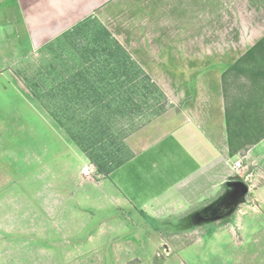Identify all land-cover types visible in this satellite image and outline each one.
I'll return each instance as SVG.
<instances>
[{"label": "rangeland", "instance_id": "rangeland-1", "mask_svg": "<svg viewBox=\"0 0 264 264\" xmlns=\"http://www.w3.org/2000/svg\"><path fill=\"white\" fill-rule=\"evenodd\" d=\"M141 2L122 0L110 21V30L100 19L89 18L25 58L2 59L0 264H264V142L250 154L252 147L242 148L235 141L244 166L240 175L249 192L240 211L204 229H170L166 222L146 219L142 226L131 223L124 229H70L66 224L70 219L61 217L59 207L71 188L66 180L85 163L97 167L71 140V135L94 136V127L84 125L82 120L97 109L96 98L78 96L74 84L81 88L83 81L73 78L76 73L93 74L100 68L90 67L87 57L102 27L115 35L153 81L157 76L171 82V68L178 56L183 58L188 51L214 45L194 40L210 29L199 24L203 22L202 11L175 4L167 11L184 18L178 21L185 24L184 30L190 28V35L181 30V37L193 40H168L171 29L166 25L164 42L135 40V51L131 52L125 39L129 32L140 33ZM181 3L189 4L188 0ZM183 62L187 66V58ZM87 80L93 82V78ZM224 84L230 103L237 104L235 120H246L250 113L264 119V92L254 85L252 76L235 74ZM85 104L90 105V111L86 112ZM158 108L161 111L141 120L137 116V126L127 132L124 146H110V156H131L127 144L141 130L153 126L163 130L172 114L168 98ZM78 150L87 158L85 163ZM184 222L188 226L193 220Z\"/></svg>", "mask_w": 264, "mask_h": 264}, {"label": "crops", "instance_id": "crops-1", "mask_svg": "<svg viewBox=\"0 0 264 264\" xmlns=\"http://www.w3.org/2000/svg\"><path fill=\"white\" fill-rule=\"evenodd\" d=\"M121 1L0 0V72L3 58H25L86 19L96 17L110 30ZM181 2L186 0H143L140 33L129 32L125 39L129 50L134 53L135 40L164 42L166 25L171 29L168 40H193L181 37L182 16L167 11L175 4L202 11L199 24L210 29L194 40L214 45L188 51L183 57L187 66L178 56L171 82L156 76L172 106L163 130L153 126L131 136L127 144L131 158L110 175L87 179L78 166L73 178L66 180L71 188L59 210L62 218L70 219L66 222L70 229H124L131 223L139 227L143 219L166 222L170 229H204L243 207L247 195L234 206L225 201L233 190L229 183H246L240 175L244 166L239 171L234 167L242 160L240 152L230 148L224 76L264 39V0ZM189 29L184 30L188 35ZM263 142L249 147L250 154ZM79 153L85 163L87 158ZM185 220L193 223L187 226Z\"/></svg>", "mask_w": 264, "mask_h": 264}, {"label": "trees", "instance_id": "trees-1", "mask_svg": "<svg viewBox=\"0 0 264 264\" xmlns=\"http://www.w3.org/2000/svg\"><path fill=\"white\" fill-rule=\"evenodd\" d=\"M94 37V49L87 59L90 58V67L100 68L93 74L91 71L76 73L73 78L79 77L83 81L81 88L74 84L78 96H84L87 100L91 96L96 98L94 105L97 109L82 120L84 125L91 124L94 127V136L81 133L77 138L71 135V140L95 162L99 175L108 176L131 158L126 154L122 157L110 156V146L119 143L124 146V139L129 134L127 132L137 126L136 117L140 116L141 120L150 113L161 111L162 107L159 109L158 104L167 98L107 28L102 27ZM235 74L252 76L254 85L264 92V39L226 71L225 81L228 76ZM87 78H93V82H87ZM225 100L231 151H237L235 141L242 148L261 142L264 139V119L255 118L250 113L246 120H235L233 113L237 111V104L230 103L226 89ZM89 106L85 104L86 112L91 110Z\"/></svg>", "mask_w": 264, "mask_h": 264}, {"label": "water", "instance_id": "water-1", "mask_svg": "<svg viewBox=\"0 0 264 264\" xmlns=\"http://www.w3.org/2000/svg\"><path fill=\"white\" fill-rule=\"evenodd\" d=\"M229 187L233 188L232 192L225 199V201L230 204L229 206L237 205L245 198L249 191L248 186L244 183H229Z\"/></svg>", "mask_w": 264, "mask_h": 264}, {"label": "built area", "instance_id": "built-area-1", "mask_svg": "<svg viewBox=\"0 0 264 264\" xmlns=\"http://www.w3.org/2000/svg\"><path fill=\"white\" fill-rule=\"evenodd\" d=\"M242 162L237 161L234 165L237 171L242 169ZM82 175L87 179H94L99 176L97 168L92 164H86L82 168Z\"/></svg>", "mask_w": 264, "mask_h": 264}]
</instances>
